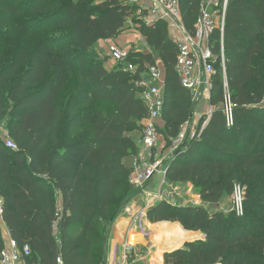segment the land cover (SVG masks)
Here are the masks:
<instances>
[{"label":"trees","instance_id":"trees-1","mask_svg":"<svg viewBox=\"0 0 264 264\" xmlns=\"http://www.w3.org/2000/svg\"><path fill=\"white\" fill-rule=\"evenodd\" d=\"M200 5L180 0L191 33ZM136 9L124 0H0V42L8 35L16 45L11 61L8 46L0 50V121L18 145L7 147L0 135V195L11 237L31 245L28 264H58L59 256L64 264H105L109 227L141 190L125 159L138 153L135 136L149 115L137 81L157 56L165 69L159 131L167 147L191 119L195 104L176 70L171 25L139 22ZM130 17L151 50L131 52L137 71H126L127 62H91L92 48L128 30ZM212 40L219 52V31ZM224 48L234 123L223 111L225 76L217 64L211 114L165 165L166 180L192 183L201 203L162 200L148 208L152 226L164 229L156 243L196 236L165 252V264H264V0H229ZM75 70L80 77L61 105ZM96 101L114 109H94ZM236 184L246 191L243 215L220 207ZM5 246L0 225V251Z\"/></svg>","mask_w":264,"mask_h":264},{"label":"built area","instance_id":"built-area-1","mask_svg":"<svg viewBox=\"0 0 264 264\" xmlns=\"http://www.w3.org/2000/svg\"><path fill=\"white\" fill-rule=\"evenodd\" d=\"M104 0H95L101 2ZM126 4L137 6L136 18L149 24L155 20H166L170 23L174 31L171 33L172 39L178 44L179 54L176 63L181 84L186 87L192 94L194 101V111L204 102H210L211 89L213 84V76L216 73V66L219 64L225 76V100L223 103V111L226 116L227 123H234V108L236 104L231 99L229 85L226 76V55L224 48V32L226 26V15L229 0H201L199 16L195 23L194 33H191L185 27L183 14L180 7V0H124ZM128 30H138L139 24L135 23L134 17L128 20ZM220 32V51L214 50L212 35L214 32ZM107 52L109 56L119 62H127L126 71L135 73L137 66L128 61L131 52L126 45H122L117 38L112 39ZM147 69L142 72L140 79L137 81L138 88L141 89V96L148 105L149 115L141 122V138L139 139V151L135 154V161L132 165L130 174L131 183L141 191L150 182L156 174H162L163 180L156 196V200L148 202L151 207L158 201L165 200L173 205L200 204L201 197L191 192L194 190L192 183H169L166 180V168L163 158L160 156L161 143L164 139L159 131V126L163 122L162 111L164 105V79L165 74L161 67L157 65L150 66L146 64ZM212 107V106H211ZM213 107L205 113L210 115ZM203 115H201L202 117ZM197 129L192 130L190 134L189 122L182 127L179 135L173 140L171 148L176 150L185 141L195 136ZM0 135L7 147L18 149V145L11 137L6 122L0 121ZM167 185L172 190L169 195H164L162 186ZM186 186L188 199L179 201L177 196H182V188ZM245 187L240 184L234 186L231 196L233 211L237 215L244 214ZM146 197H148L146 195ZM151 205V206H150ZM126 211L128 208L125 207ZM145 210L136 211L131 214L133 222L138 223L141 214H145ZM5 213V200L0 195V220H3ZM4 221V220H3ZM2 221V222H3ZM124 264H129L130 260L141 257L143 251L128 239L124 243ZM32 254L31 245L26 244L20 247L18 242L10 237L9 242L4 249L0 251V264H28L27 257ZM58 264H64L61 256L57 258Z\"/></svg>","mask_w":264,"mask_h":264},{"label":"rangeland","instance_id":"rangeland-1","mask_svg":"<svg viewBox=\"0 0 264 264\" xmlns=\"http://www.w3.org/2000/svg\"><path fill=\"white\" fill-rule=\"evenodd\" d=\"M138 20H139V22H142V20H140V19H138ZM7 36H5L2 39V42H0V50H2L5 46H8V50L6 51V52H8V55L5 56V60L8 59V61H11V55L16 50V45L14 44L15 41L9 39ZM140 36H142V33L140 31L125 30L116 38L120 44L127 45L128 50L132 51L133 50V47H132L133 43H135L138 40V42H137V46H138V43L141 42L142 38H139ZM111 41L113 42L112 39H110L109 42H106L105 40L99 41V43L96 44L92 48V52L90 54V61L95 63V64L96 63H103L106 66L108 65L109 67H115L118 64L117 61L113 60L107 52V49L109 48V44L111 43ZM138 47H141V44H139ZM157 59H160V58L157 56ZM79 77H80V72L78 70L72 71L69 74V77L67 80V86L59 97V100H58L59 104H61V105L65 104L67 98L72 94V92L74 90V86H75L76 82L78 81ZM94 109H99V110H102L103 112H109V111L114 109V104L111 102L96 101L94 104ZM199 112H201V111H199ZM198 125H199V121H196V120L194 121V117L189 120L190 134L192 133V130H195L198 128ZM135 138L138 141L141 138V134L138 133V135H136ZM162 144L163 145H161L160 150H158V152H159L160 156L163 158V162L165 163L164 165H166V162H168L172 158V156L174 155L175 150H173L171 147H167V143L165 140L163 141ZM127 164H129V166L132 164L131 158H129ZM162 180H163V175L162 174H156L150 180V182L145 186V188L142 189L145 191L140 190V192H139V190H136L139 192L136 196L142 194V195H145V197H146V195H147L148 196V197H146L147 204H148V202H152V201L156 200L157 199L156 196L159 192ZM171 190L172 189L167 185L162 186V191H163L164 195H169ZM185 190H186V186H183L182 192H181L182 196H177L178 200L181 202L188 199L187 195H185V193H186ZM192 193L199 195L195 190H193V192L190 193L192 198H194ZM220 207L226 212L232 211L233 210V204H232L231 196L229 198H225L223 200V202L220 204ZM145 220H146V216L141 215L139 217L138 223L143 222ZM2 221L3 220H0V222H2ZM151 224L152 223L150 222V225H149L150 227L152 226ZM139 237L141 240H144L142 234H139ZM195 237L196 236L192 233L190 235H187L184 238L175 239V240L171 239V240L165 241L164 243H156L154 241L156 249H157L156 253L154 255V259L155 260L158 259V257L163 254L162 253L163 250H169V249L177 248L184 241L193 240V239H195ZM152 238H153V236H152ZM164 254H165V252H164Z\"/></svg>","mask_w":264,"mask_h":264},{"label":"crops","instance_id":"crops-1","mask_svg":"<svg viewBox=\"0 0 264 264\" xmlns=\"http://www.w3.org/2000/svg\"><path fill=\"white\" fill-rule=\"evenodd\" d=\"M128 31H131V30H128ZM173 31H174V29L172 28L171 33ZM139 38H142L141 42L138 43V46H139V44H141V47L137 46V42H138V40H137L135 42L136 44L133 43V45H132L133 50H138V51H143V52L151 51L147 45L146 39L143 38V36H140ZM105 41L109 42L110 40H105ZM157 64L165 72L164 65H163V62L161 59H157ZM211 108L212 107L210 105V102L209 103L204 102L200 106H198V108L195 109V111H194V121L195 120L200 121L201 115L208 112V110ZM199 111H201V112H199ZM161 125L163 126L164 122H162ZM163 141H164V139H163ZM163 141H162V143H163ZM162 143H161V145H163ZM129 158L132 159V164L130 166H129V164H127ZM134 161H135V155H131L125 159V163L129 167H132V165L134 164ZM126 207L128 208V211H126L125 208L122 209L120 211V214L117 217V219L109 227V238H108L107 244H106L105 264H124V260H123L124 246L123 245L125 242L128 241V239H130L131 233H134V232L143 235L144 240H138V242H136V243H137V247L143 251L144 255H142V258L137 257L134 260H130L129 264H165L164 252H168L170 250H164L163 254L160 255L158 257V259H156V260L154 259V255H155L157 249L155 246V242L152 238L153 230L148 225V222H150V221L147 218V211H148V208H150V207L147 205V200H146L145 195L141 194L138 196H134L131 199V201H129V203L126 205ZM144 209H146V210H145V214H143V216L144 215L146 216V220L143 222L135 224L133 222L131 214L135 213L136 211H140V210H144ZM126 221H128V222H126ZM171 223L175 224L178 222H171ZM152 224H157V223H152ZM0 225H1L2 234H3L5 244H7L9 242L10 237H11L10 230L4 221L0 222ZM187 241H191V240L184 241L179 247H182Z\"/></svg>","mask_w":264,"mask_h":264},{"label":"bare ground","instance_id":"bare-ground-1","mask_svg":"<svg viewBox=\"0 0 264 264\" xmlns=\"http://www.w3.org/2000/svg\"><path fill=\"white\" fill-rule=\"evenodd\" d=\"M126 222H128V221H126ZM148 225H150V222H148ZM150 228L153 230L152 236H154L157 233H160V232H163L164 231V229H162L161 227H153V226H151ZM138 240H141L140 237H139V234L136 233V232L131 233V235H130V241L132 243L136 244V242H138Z\"/></svg>","mask_w":264,"mask_h":264},{"label":"water","instance_id":"water-1","mask_svg":"<svg viewBox=\"0 0 264 264\" xmlns=\"http://www.w3.org/2000/svg\"><path fill=\"white\" fill-rule=\"evenodd\" d=\"M194 117V109L192 110V112H191V118H193ZM178 152V149H176L175 150V153H177ZM167 171V170H166ZM148 212V211H147Z\"/></svg>","mask_w":264,"mask_h":264}]
</instances>
